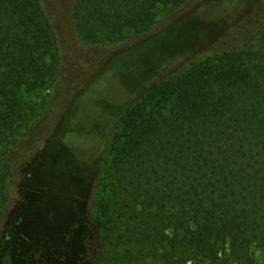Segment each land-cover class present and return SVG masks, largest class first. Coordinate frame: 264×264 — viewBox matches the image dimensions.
<instances>
[{"label":"trees","instance_id":"16d2710c","mask_svg":"<svg viewBox=\"0 0 264 264\" xmlns=\"http://www.w3.org/2000/svg\"><path fill=\"white\" fill-rule=\"evenodd\" d=\"M73 1L77 35L92 54L152 32L163 12L191 0ZM152 41L154 58L137 65L135 53L151 41L138 45L117 79L94 81L75 100L51 140L75 56L42 0H0V241L20 201L19 174L49 145L54 158L87 160L99 174L82 264H188L189 252L206 264L258 263L264 0L159 78L163 54Z\"/></svg>","mask_w":264,"mask_h":264},{"label":"rangeland","instance_id":"374dc122","mask_svg":"<svg viewBox=\"0 0 264 264\" xmlns=\"http://www.w3.org/2000/svg\"><path fill=\"white\" fill-rule=\"evenodd\" d=\"M254 1L191 0L182 8L163 12L152 32L87 54L76 32L74 1L42 0L76 62L75 72L67 79L56 110L51 140L58 135L75 100L87 92L92 82L117 79L126 70L125 65L132 61L130 57L138 45L151 41L141 45L135 53L133 61L140 65L154 58L152 53L158 44L152 40L160 42L164 65L158 68L159 78L221 36ZM203 27L207 28L206 34L198 37L196 34ZM176 44L181 47L173 52L169 45ZM127 77L133 85L135 76ZM115 89L121 99L122 87L117 85ZM68 135L78 146L88 143L87 137ZM48 146L35 155L16 180L20 201L0 241V264H82L87 253L92 230L88 209L99 174L87 160L75 156L54 158ZM254 254L257 264H264V247L255 248ZM187 255L191 257L188 264H206L207 259L201 260L191 252Z\"/></svg>","mask_w":264,"mask_h":264}]
</instances>
